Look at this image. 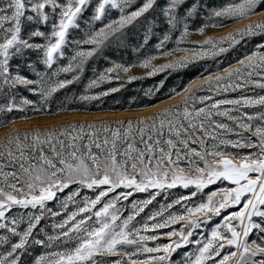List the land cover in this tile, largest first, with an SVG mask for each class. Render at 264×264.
<instances>
[{
  "label": "snow or ice",
  "instance_id": "1",
  "mask_svg": "<svg viewBox=\"0 0 264 264\" xmlns=\"http://www.w3.org/2000/svg\"><path fill=\"white\" fill-rule=\"evenodd\" d=\"M257 14L264 15V0L211 7L207 0H0V244L6 246L0 264H264V94H245L264 92V18L221 37L205 33ZM139 31L143 38L133 43ZM191 32L203 38L182 46ZM257 36L260 42L231 62L213 61L215 71L204 69L157 95L160 80L140 100L133 98L129 107L154 108L145 99L153 97L165 105L138 117L135 127L130 119L17 127L33 115L87 110L125 81L142 79L129 74L134 67L148 77L187 68L227 51L225 44L248 45ZM130 47L133 60L110 61L85 92L67 94L65 86L80 78L90 59ZM158 58L164 62L154 63ZM113 80L117 87L87 91ZM230 92L236 94L214 98ZM257 105L260 110H247ZM217 181L230 184L203 192ZM177 185L187 192L145 212L159 190ZM83 189L93 194L81 199ZM148 189L156 191L127 206L133 192ZM230 205L240 207L210 235L196 231ZM48 217L56 218L51 233L41 223ZM254 230L258 240L250 241ZM190 243L195 250L184 251Z\"/></svg>",
  "mask_w": 264,
  "mask_h": 264
},
{
  "label": "rangeland",
  "instance_id": "2",
  "mask_svg": "<svg viewBox=\"0 0 264 264\" xmlns=\"http://www.w3.org/2000/svg\"><path fill=\"white\" fill-rule=\"evenodd\" d=\"M158 2L163 3V0H158ZM207 3L209 6H217L222 3H224V0H207ZM259 11V10H258ZM264 18V15L257 14L249 16L243 20H235L230 23H226L225 27H208L205 29V33L207 35H210L212 37H221L225 35L228 31H231L235 28L241 27L242 25H246L250 20L256 21L259 19ZM163 27V28H162ZM191 27V25H190ZM164 30V26L162 25L161 28H157L156 36L150 37V44H154L156 42V39L160 36L161 32ZM129 31H134L132 26H129ZM143 33L142 31L137 32L136 37L133 40V43L136 42L137 39L142 40ZM203 37L196 32H191L190 36L188 37V40L182 43V46L191 48L190 41L192 40H198L202 39ZM152 39V40H151ZM252 42L248 45H238L233 46L232 48H228L227 44L224 45L225 48H227V51L223 53H219L218 55L213 56H206L202 57L200 60H197L195 62H192L189 64L187 68L183 69H176V70H165L164 72H158L154 74L151 77L143 76L144 70L139 67H134L130 70L129 74H135L142 76V79L132 82H124V86L118 88L116 92H110L105 97L99 98V100L92 101L91 106L87 110H80L77 112H58L54 115H33L30 120L27 121H17V127H20L21 129L24 128H44V127H52V126H58V125H67L74 121H87V122H95L99 123L100 121H106V122H112L115 123L119 120H132L133 125L135 127V123L137 121L138 117H146L152 114L153 111H155V107H163L165 105L159 104L158 101L153 98H145V99H151V102L153 105H155L154 108L151 109H144L137 107L136 104H132L131 107H129V102L135 98L136 100H140L143 97V92L148 90L149 88H153L154 85H157L160 80H164V86L160 89V92L157 93V95H162V93H165L168 91L169 88H171L174 85L183 83H188L190 80L194 79L198 72L204 71V69H209L211 71H215L216 64L213 62L215 60H219L222 64L225 61L231 62L234 57L243 55L245 52L251 50L255 47V44L260 42V37H253L251 38ZM173 42L169 43V46L171 47ZM235 49V50H234ZM184 53H175L176 56L183 55ZM104 56L108 57V59H104L103 57H99L96 59H90L89 62L86 63L84 71L80 73V78L77 81H74L71 85L65 86L67 89V94H71L75 92L77 95H79L82 92H85L86 85H88V82L90 79H95L96 76H98L99 72L102 71L104 68L110 66V61L115 60L117 62H120L122 60H128L131 61L134 59V53L132 51V48H128L127 50H118L116 48H110L107 49L104 53ZM114 57V58H113ZM174 57H168V59H172ZM63 63H67V59L64 58ZM164 60L158 58L154 63H163ZM25 74L29 75L31 78L32 74L30 72L25 71ZM124 76L125 74H121ZM71 78V73H60L59 78H65V77ZM119 81H104L102 83H98L96 86L91 87L87 89L88 92H95V91H104L108 87H117L119 84ZM21 93L24 96H27L28 98L32 99L33 94L27 92L24 88H21ZM65 90L60 89L58 91V95L60 98H63L65 96ZM207 94V93H205ZM236 93H224L219 96H216L214 98H231ZM246 95H255V94H264L261 89L259 88H252L249 91L245 92ZM179 99V97L174 98V100L167 101V103H173L175 100ZM102 100L104 103L101 105V107L97 108L95 105ZM119 101V103H117ZM0 102H3L2 99H0ZM207 103V102H206ZM226 107H230L226 105ZM248 111L253 110H260V106H254L252 108H248ZM121 113H124L121 115ZM222 119V118H221ZM231 123V122H229ZM3 129H0V134L3 133ZM248 149H244V151H247ZM187 171V169H185ZM230 182H223V184L219 181H217L213 185H208L203 190V192L206 194L209 191H212L216 187H222L224 185H229ZM71 190V186L69 188L64 189L63 194H58L60 198H63V195H66L68 191ZM118 192L120 191H129V189H117ZM155 189H148V191L141 192L136 191L133 192L131 196L128 197L127 206H131L132 200H144L147 198L149 192H154ZM187 189H184L182 186L177 185L171 189H162L159 190L158 195L156 196V200L152 205L146 206L145 212H149L154 208H158L161 203H167L170 198H175L179 194L186 193ZM89 195L91 196L92 190L89 189H83L80 198H83V195ZM111 195V194H109ZM194 199V198H193ZM120 203H125L123 200L120 201ZM50 207H55L53 202H49ZM178 207V206H177ZM239 205L232 206L230 205L228 209L222 210L221 215L214 216L211 221H209L204 227L196 230L198 232H204L205 235H210L211 229L214 224L219 223L223 216L228 215L231 211H236L239 209ZM17 208L14 206L13 211H16ZM22 211H27V209H22ZM63 213H61V216ZM143 213H141V216ZM56 221V218L48 217L46 219H42V225H45L47 230L51 233L53 232L52 224ZM40 227V225H38ZM0 232H3V230H0ZM199 238V237H196ZM161 240L167 241V238L160 237ZM192 239V238H190ZM250 241L253 239L258 240V234L255 232V230L249 234ZM154 243V242H149ZM182 249L184 251H194L195 245L194 244H188L182 246ZM6 250V246L0 244V255L3 254V252ZM180 250H177L176 253H173L172 259L176 260L179 258ZM261 257L258 256L256 259H260ZM125 264H128V261H125Z\"/></svg>",
  "mask_w": 264,
  "mask_h": 264
},
{
  "label": "trees",
  "instance_id": "3",
  "mask_svg": "<svg viewBox=\"0 0 264 264\" xmlns=\"http://www.w3.org/2000/svg\"><path fill=\"white\" fill-rule=\"evenodd\" d=\"M162 26V25H161ZM161 26H160V28H161ZM163 28V27H162ZM152 40V39H151ZM114 58V57H113Z\"/></svg>",
  "mask_w": 264,
  "mask_h": 264
},
{
  "label": "bare ground",
  "instance_id": "4",
  "mask_svg": "<svg viewBox=\"0 0 264 264\" xmlns=\"http://www.w3.org/2000/svg\"><path fill=\"white\" fill-rule=\"evenodd\" d=\"M124 113H121V115H123Z\"/></svg>",
  "mask_w": 264,
  "mask_h": 264
}]
</instances>
